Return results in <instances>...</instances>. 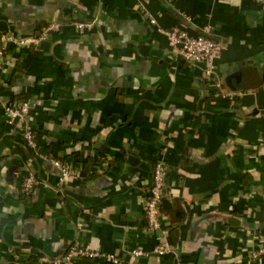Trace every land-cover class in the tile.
<instances>
[{
	"label": "crops",
	"instance_id": "1",
	"mask_svg": "<svg viewBox=\"0 0 264 264\" xmlns=\"http://www.w3.org/2000/svg\"><path fill=\"white\" fill-rule=\"evenodd\" d=\"M175 25L211 27L232 96L158 30ZM5 33L39 43L7 44L0 75V264H55L76 243L101 255L72 264H264V0H0ZM21 99L40 152L91 161L90 175L59 183L8 123ZM159 158L165 255L144 210Z\"/></svg>",
	"mask_w": 264,
	"mask_h": 264
},
{
	"label": "built area",
	"instance_id": "2",
	"mask_svg": "<svg viewBox=\"0 0 264 264\" xmlns=\"http://www.w3.org/2000/svg\"><path fill=\"white\" fill-rule=\"evenodd\" d=\"M150 22L157 25L155 18L151 16ZM61 25L60 22L50 23L44 29L43 37H46L53 30L60 29ZM89 25L91 24L77 23L76 26L78 29L83 30ZM158 30L165 35L168 44L177 48L188 62L191 64L202 63L204 65L206 75L214 81L216 88L221 91L220 95L225 97L232 96V93L222 89V82L215 78L216 61L221 56V47L216 40L208 35L211 32V27L209 25L205 26L204 32L199 34H192L186 27L177 25L166 29L158 27ZM9 43H13L18 47H29L31 44L37 45L39 43V38L22 37L9 33L2 34L0 36V75L5 64V47ZM32 107L33 105L28 99H21L7 104L5 106V111L8 117V123L15 124L18 122L21 125L23 124L22 129L25 144L34 155L39 156L57 170L59 183L61 185H65L75 179H81L83 171V162L81 160H64L51 154H43L40 152L37 134L29 123ZM168 172L169 166L165 161L162 158L157 159L154 166L153 183L144 200V210L149 222V227L156 233L158 239V243L154 247L153 252L158 255H165L173 251L167 238V230L161 223V205L166 196V178ZM40 184L41 180L39 177L26 168V173L23 176L22 182L23 190L30 194ZM143 253L144 252L140 249L133 250L135 256H140ZM100 255L99 252L90 250L76 243L73 244L64 255L60 256L55 261V264H72L73 260L78 257L93 258ZM261 255H264V246L254 253L255 257ZM105 257L114 262H120L119 258H116L112 254H107Z\"/></svg>",
	"mask_w": 264,
	"mask_h": 264
},
{
	"label": "trees",
	"instance_id": "3",
	"mask_svg": "<svg viewBox=\"0 0 264 264\" xmlns=\"http://www.w3.org/2000/svg\"><path fill=\"white\" fill-rule=\"evenodd\" d=\"M90 165H91V161L88 162V163L86 164V166L84 167V169H83V171H82V178H84V177L90 175V172H91V170H90ZM71 246H72V245L68 246L67 249L61 254V256L64 255V254L69 250V248H70Z\"/></svg>",
	"mask_w": 264,
	"mask_h": 264
}]
</instances>
